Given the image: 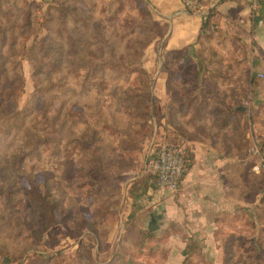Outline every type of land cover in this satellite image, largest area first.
I'll list each match as a JSON object with an SVG mask.
<instances>
[{
	"label": "rangeland",
	"instance_id": "rangeland-1",
	"mask_svg": "<svg viewBox=\"0 0 264 264\" xmlns=\"http://www.w3.org/2000/svg\"><path fill=\"white\" fill-rule=\"evenodd\" d=\"M28 9L31 24L19 35L24 22H14L8 33L17 45L0 56V105L9 113L29 108L23 128L0 137V259L207 264L185 227L162 219V200L179 186L158 190L145 160L172 143L189 166L186 141L211 131L226 144L240 139L244 155L258 135L264 156V73L252 71L249 42L206 25L191 49L165 50L166 26L149 0H0L11 22ZM0 24L14 30L1 13ZM34 39L46 42L45 52L31 61L24 46ZM110 60L125 62L124 70ZM14 83L22 88L10 98ZM254 172L245 167L251 191L263 192L261 229L247 234L256 245L224 234L223 264H264V174Z\"/></svg>",
	"mask_w": 264,
	"mask_h": 264
},
{
	"label": "crops",
	"instance_id": "crops-1",
	"mask_svg": "<svg viewBox=\"0 0 264 264\" xmlns=\"http://www.w3.org/2000/svg\"><path fill=\"white\" fill-rule=\"evenodd\" d=\"M149 1L155 6L160 23L166 26L163 49L186 50L194 46L201 24L212 11L209 27L234 32L249 42L247 51L252 56V71L264 73V0L255 9L251 8V0H198L192 6L195 10L185 6L183 0ZM240 141L235 138L233 143L226 144L222 134L214 131L186 141L193 153L190 167L182 176L175 196L162 200V219L171 218L184 226L189 237L200 243L202 261L207 264L225 261L224 234L233 233L235 240L249 237L247 245L255 247L252 235L247 234L261 229L258 219L263 192L262 189L251 191L254 175L247 181L244 178L245 167L257 174L254 169L257 161L251 162L255 155H244ZM147 225L152 228L150 221Z\"/></svg>",
	"mask_w": 264,
	"mask_h": 264
},
{
	"label": "trees",
	"instance_id": "trees-1",
	"mask_svg": "<svg viewBox=\"0 0 264 264\" xmlns=\"http://www.w3.org/2000/svg\"><path fill=\"white\" fill-rule=\"evenodd\" d=\"M27 8V7H26ZM72 12L74 13V15L77 14V12L75 11V9L72 10ZM0 13H1V17L3 18V20L5 21V24L6 25H11L14 30H10L9 28H7L6 26H3L0 24V56L2 55V53L4 52V50H7L9 51L10 53H13L14 52V47L17 45V38L18 36L16 35H13L12 37H9V31H17L15 30L17 27L14 26V22L15 21H23L24 22V26L22 27V29H20L19 31H21L19 33V35H22V34H25V28L28 27L30 24H31V20H32V12L28 9L24 12V15L23 17H18V16H14L13 15V20L12 22L7 20L6 19V16H4V12H2L0 10ZM212 15V11H209L207 13V16H206V19L204 20V22L201 24V33L203 32L205 26L209 25V18ZM210 26V25H209ZM208 26V27H209ZM47 29V32H49V29ZM57 33H58V39L59 41H63V38H64V35L59 31L57 30ZM201 33L199 34V37L201 35ZM154 35L152 36H149L146 40V44L148 42L151 41V39H153ZM198 37V39H199ZM15 38V39H14ZM68 40L71 42V44L73 45L74 43V40L72 39L71 36H69ZM50 41V39H49ZM46 42L44 41H37L36 39L33 40V43L28 46V47H25L24 46V50L26 51L27 53V57L28 59H30L31 61H34V55L37 53V51H42V52H45L44 49V45H45ZM58 46H60V44H58ZM61 53H62V50H61V47L58 48L57 52L55 53V57L52 56V61H58L60 58H61ZM107 64V66H111L113 69L115 70H119L120 67H122V69L124 70L125 68V62H114V61H106L105 62ZM130 63V61H129ZM35 64L36 66V63H33ZM16 77H19L18 74L15 75ZM38 82V81H37ZM16 83H14L12 85V88L10 90L9 93V97L10 98H13L15 97L16 93L21 90L22 86L21 84L18 85V86H15ZM37 86V89L39 90L40 93L43 94V90L45 91V88H41L40 84H36ZM81 90L83 92H86L88 91L87 88H81ZM146 101L149 103L151 102V96L149 97L148 95L146 96ZM29 115V108L26 107L22 110H16L14 112H7L5 107H2L0 105V137H7V136H10L12 133L14 132H17L19 131L21 128H23L24 126V123H25V120L26 118L28 117ZM191 164V163H190ZM190 164L189 166H187L188 164H186V159L184 158V170H183V173H182V176L185 174L186 170L189 169L190 167ZM152 176L153 174L150 173ZM181 176V178H182ZM154 177V176H153ZM152 230V228H150ZM149 229V230H150ZM11 259L8 258V257H3L2 259H0V263L2 264H10L11 263Z\"/></svg>",
	"mask_w": 264,
	"mask_h": 264
},
{
	"label": "built area",
	"instance_id": "built-area-1",
	"mask_svg": "<svg viewBox=\"0 0 264 264\" xmlns=\"http://www.w3.org/2000/svg\"><path fill=\"white\" fill-rule=\"evenodd\" d=\"M259 1L260 0H251V8L255 9ZM197 3L198 0H186L185 6L189 7ZM259 76L262 77L263 74L259 72ZM252 133H258L255 127H252ZM248 153L256 155L259 158L254 169L264 174V156H262L260 152V138H258V135L252 136ZM145 165L146 169L153 174L155 185L158 190L174 191L179 186L184 170L182 149L172 143L160 144L156 149L148 151Z\"/></svg>",
	"mask_w": 264,
	"mask_h": 264
}]
</instances>
